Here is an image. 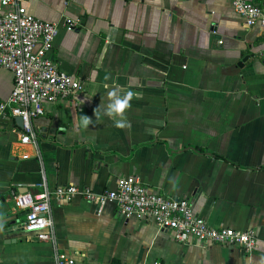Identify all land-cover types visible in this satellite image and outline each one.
I'll use <instances>...</instances> for the list:
<instances>
[{
	"label": "crops",
	"instance_id": "obj_1",
	"mask_svg": "<svg viewBox=\"0 0 264 264\" xmlns=\"http://www.w3.org/2000/svg\"><path fill=\"white\" fill-rule=\"evenodd\" d=\"M264 7V0H252ZM45 21L71 19L52 52L78 76V95L33 119L0 120V264H264V37L231 0H27ZM14 75L0 67V103ZM131 92L124 127L103 114L110 93ZM101 105V106H100ZM100 108H97L99 107ZM95 110L99 114L95 116ZM87 115L93 122L77 127ZM122 177L187 198L216 227L253 230L254 252L181 243L116 202L53 199L49 240L25 231L21 193L77 185L102 193Z\"/></svg>",
	"mask_w": 264,
	"mask_h": 264
},
{
	"label": "built area",
	"instance_id": "obj_2",
	"mask_svg": "<svg viewBox=\"0 0 264 264\" xmlns=\"http://www.w3.org/2000/svg\"><path fill=\"white\" fill-rule=\"evenodd\" d=\"M231 2L247 26H259L264 37V7L252 0ZM26 3L27 0H0V67L11 71L15 80L12 94L0 103V120L22 117V142L36 144L33 119L45 115L49 105L78 95L84 84L78 76L62 70L52 55L61 28L72 31L77 23L71 19L42 20L28 10ZM77 195L100 206L116 202L128 219L152 221L160 229L172 231L181 243L195 240L240 247L247 252H254L258 246L253 230L213 226L195 211L189 199L165 195L136 177H122L116 188L102 193L77 185L51 190L45 181L40 194H18L14 203L26 211L25 231L35 233L40 240H49L55 226L53 199L66 201ZM57 261L76 263L66 255H58Z\"/></svg>",
	"mask_w": 264,
	"mask_h": 264
},
{
	"label": "clouds",
	"instance_id": "obj_3",
	"mask_svg": "<svg viewBox=\"0 0 264 264\" xmlns=\"http://www.w3.org/2000/svg\"><path fill=\"white\" fill-rule=\"evenodd\" d=\"M131 98V92H128L123 96L116 93H110L107 103L103 105V114L113 119L116 127H124L122 113L129 106V101ZM100 106L97 108H100ZM98 115L99 114L95 110V116L98 117ZM92 122L93 120L87 115H81L76 120V126L78 128H87V126Z\"/></svg>",
	"mask_w": 264,
	"mask_h": 264
},
{
	"label": "water",
	"instance_id": "obj_4",
	"mask_svg": "<svg viewBox=\"0 0 264 264\" xmlns=\"http://www.w3.org/2000/svg\"><path fill=\"white\" fill-rule=\"evenodd\" d=\"M17 121L23 126V119H22V117H17Z\"/></svg>",
	"mask_w": 264,
	"mask_h": 264
}]
</instances>
